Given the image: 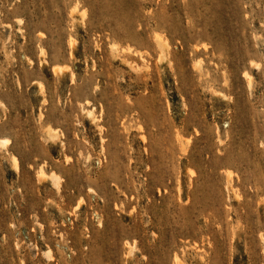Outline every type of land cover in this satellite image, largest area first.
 <instances>
[{
    "label": "rangeland",
    "instance_id": "rangeland-1",
    "mask_svg": "<svg viewBox=\"0 0 264 264\" xmlns=\"http://www.w3.org/2000/svg\"><path fill=\"white\" fill-rule=\"evenodd\" d=\"M0 105V264H264V0H0Z\"/></svg>",
    "mask_w": 264,
    "mask_h": 264
},
{
    "label": "bare ground",
    "instance_id": "bare-ground-1",
    "mask_svg": "<svg viewBox=\"0 0 264 264\" xmlns=\"http://www.w3.org/2000/svg\"><path fill=\"white\" fill-rule=\"evenodd\" d=\"M1 105H2V104H1ZM1 105H0V106H1ZM6 143H7L6 140H2V139H1V141H0V146H4V145H6ZM49 177H50V176H49ZM52 177H53V176H52ZM52 177H51V178H52ZM54 178H55V177H54ZM55 179H56V178H55ZM53 180H54V179L52 178V181H53ZM55 182H56V181H55Z\"/></svg>",
    "mask_w": 264,
    "mask_h": 264
}]
</instances>
